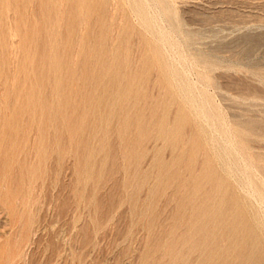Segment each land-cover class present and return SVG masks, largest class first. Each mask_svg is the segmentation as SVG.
Masks as SVG:
<instances>
[{"label": "rangeland", "instance_id": "obj_1", "mask_svg": "<svg viewBox=\"0 0 264 264\" xmlns=\"http://www.w3.org/2000/svg\"><path fill=\"white\" fill-rule=\"evenodd\" d=\"M98 1L0 0V264H217L207 257L215 242H201L208 230L221 233L216 246L235 264L237 225L198 224L192 209L225 197L227 215L251 224L258 202L247 210L200 125L147 61L126 1L105 11ZM151 3L193 66L189 80L207 89L264 181V0Z\"/></svg>", "mask_w": 264, "mask_h": 264}, {"label": "bare ground", "instance_id": "obj_2", "mask_svg": "<svg viewBox=\"0 0 264 264\" xmlns=\"http://www.w3.org/2000/svg\"><path fill=\"white\" fill-rule=\"evenodd\" d=\"M81 5L90 7L95 4V0H82ZM115 1V0H114ZM126 1L132 15L135 18V22L138 23V26L142 28V34L144 43L147 49V54H145L147 61L153 63L155 66H158L160 69L162 77L165 79L166 85L169 86V91L171 94L175 95L178 101L180 102L182 108L187 111L192 117V119L197 122L195 124L200 125L199 131L204 135L205 142L212 150V155L215 156L216 161L219 164L221 171L225 174L226 179L232 178L235 182V187L239 188L240 191L244 193V202L246 203V208L252 209L255 207L254 201L258 202L255 209H259L256 213L252 214V221L246 223L241 217V213L238 212L235 216L227 215V200L222 198V202L217 204H211V199L203 200L200 205L195 206L193 213L197 214L198 222L203 224L205 218L215 219L216 224L222 225L225 229H228L234 225H237V233L234 235L235 240L238 241L240 246L239 251L237 252V260L235 264H259L260 261H264V181L258 179L257 170L249 163V161L244 157L240 148L236 145L234 139V133L231 132L230 127L227 125V121H224V117H220L217 110L211 104L210 96H208L204 88H197L191 78L189 80L188 73H190V61L183 54L179 44L176 41L173 33L170 32V29H167L163 21V13L156 6L152 4L151 0H124ZM36 2V1H35ZM110 0H99L98 4L101 8V11L106 10L107 5ZM112 2V1H111ZM123 2V0H122ZM17 3V2H16ZM47 3V2H46ZM58 3V2H57ZM114 3V2H113ZM112 3V4H113ZM119 3V2H118ZM2 4V3H1ZM18 4V3H17ZM68 4V3H67ZM20 5V4H19ZM29 5V4H28ZM62 5V4H61ZM60 5V6H61ZM117 5V4H116ZM166 5V4H165ZM43 6H45L43 4ZM115 7V6H114ZM160 7V6H159ZM28 8V7H27ZM3 9V8H2ZM7 9V8H6ZM16 9V8H15ZM62 9V8H61ZM79 9V8H78ZM108 10V9H107ZM10 11V10H9ZM62 11V10H61ZM84 11V10H83ZM86 11V10H85ZM88 11V10H87ZM171 11V10H170ZM97 13V11L95 10ZM113 12V11H112ZM172 12V11H171ZM38 13V12H37ZM66 13V12H65ZM84 13V12H83ZM88 13V12H87ZM94 13V12H93ZM102 13V12H101ZM165 13V12H164ZM85 14V13H84ZM82 15V14H81ZM97 15V14H96ZM118 15V14H117ZM130 15V14H129ZM30 16V15H29ZM34 16V15H33ZM90 16H92L90 14ZM98 16V15H97ZM100 16V15H99ZM12 17V16H11ZM36 18V16H34ZM39 17V16H38ZM112 17V16H111ZM128 17V16H127ZM32 18V17H31ZM4 19V18H3ZM15 19V18H14ZM115 19V18H114ZM2 20V19H1ZM13 20V19H11ZM51 20V19H50ZM60 21V19H58ZM93 20V19H92ZM111 20V19H110ZM134 20V19H133ZM33 21V20H32ZM104 21V20H102ZM15 22V20H13ZM38 22V21H37ZM84 22V20H83ZM17 23V22H16ZM50 23V22H49ZM92 23H94L92 21ZM99 23V22H98ZM123 23V22H122ZM38 24V23H37ZM33 25V24H32ZM39 25V24H38ZM123 25V24H122ZM53 26V25H52ZM94 26V25H93ZM113 26V25H112ZM59 27V26H58ZM122 27V26H121ZM93 28V27H92ZM139 28V27H138ZM14 29V28H13ZM98 29V28H97ZM82 30V29H81ZM94 30V29H93ZM99 30V29H98ZM8 31V30H7ZM100 31V30H99ZM121 31V30H120ZM11 32V31H10ZM39 32V31H38ZM110 32V30H109ZM116 32V31H115ZM174 32V31H173ZM111 33V32H110ZM114 33V32H113ZM57 34V33H56ZM77 34V33H76ZM51 35V34H50ZM99 35V34H98ZM18 36V35H17ZM46 37V36H45ZM62 37V36H61ZM6 38V37H4ZM15 38V37H14ZM24 38V37H23ZM56 38V36H55ZM73 38V37H72ZM103 38V37H102ZM122 38V36H121ZM35 39V38H33ZM50 39V38H49ZM57 39V38H56ZM82 40V39H81ZM93 40V39H92ZM120 40V39H119ZM131 40V39H130ZM101 41V40H100ZM125 42V40L123 39ZM132 41V40H131ZM136 41V40H135ZM13 42V40H12ZM76 42V41H75ZM117 41H115L116 43ZM14 43V42H13ZM104 43V42H103ZM106 43V42H105ZM134 43V42H133ZM137 43V42H136ZM16 44V43H15ZM20 44V43H19ZM72 44V43H71ZM117 44V43H116ZM141 44V43H140ZM112 46V45H111ZM67 47V46H66ZM121 47V46H120ZM116 48V47H115ZM126 48V47H125ZM13 49V48H12ZM99 49H103V46H99ZM124 49V48H123ZM51 50V49H50ZM140 51V50H139ZM23 52V51H22ZM21 52V53H22ZM114 52V51H113ZM120 52V51H118ZM16 53V52H15ZM14 53V54H15ZM100 53V51H99ZM126 54V53H125ZM124 54V55H125ZM27 55V54H26ZM25 55V56H26ZM30 55V54H29ZM51 55V54H50ZM49 55V57H50ZM139 55V54H138ZM137 55V58H138ZM37 56V55H35ZM127 56V55H125ZM141 56V55H140ZM29 57V56H27ZM27 57L25 59H27ZM38 57V56H37ZM102 57V56H101ZM129 57V55H128ZM31 58V57H30ZM103 58V57H102ZM136 58V56H135ZM11 59V58H10ZM38 59V58H37ZM134 59V58H133ZM106 60V59H105ZM108 60V59H107ZM106 60V61H107ZM108 69H113L114 64L118 63V60L115 58L110 59ZM109 60V61H110ZM26 61V60H25ZM114 61V62H113ZM138 61V60H137ZM14 63V62H13ZM100 63V62H99ZM134 63V62H133ZM136 63V62H135ZM1 64V63H0ZM26 64V63H25ZM61 64V63H60ZM59 64V65H60ZM150 64V65H151ZM134 65V64H133ZM153 65V66H154ZM192 65V64H191ZM9 66V65H7ZM136 66V65H135ZM10 67V66H9ZM15 67V66H14ZM135 68V67H134ZM50 70V69H49ZM10 71V70H9ZM17 71V70H16ZM114 71V70H113ZM134 72V71H133ZM8 73V72H7ZM53 73V72H51ZM69 73V72H68ZM108 73V72H107ZM11 74V73H10ZM55 74V73H54ZM71 74V73H70ZM72 75V74H71ZM70 77V75H69ZM107 77V76H106ZM125 78V77H124ZM154 78V77H153ZM11 79V78H10ZM15 80V79H14ZM126 85V84H125ZM158 85V84H157ZM197 85V84H196ZM10 86V85H9ZM37 86V85H35ZM38 87V86H37ZM50 87V86H49ZM151 87V85H150ZM41 88V87H39ZM7 89V88H6ZM36 89V88H35ZM150 90V89H149ZM116 91V90H115ZM111 92V91H110ZM109 92V93H110ZM117 92V91H116ZM156 94V93H155ZM162 94V93H161ZM163 95V94H162ZM27 97V96H26ZM136 97V96H135ZM40 99V98H39ZM57 99V98H56ZM168 99V98H167ZM169 100V99H168ZM156 101V100H155ZM154 101V102H155ZM127 102V101H126ZM113 105V104H112ZM111 106V105H110ZM154 106V105H153ZM160 106V104H159ZM216 106V105H215ZM218 106V105H217ZM116 108V107H115ZM142 108V107H141ZM145 108V106L143 107ZM165 108V107H164ZM171 108V107H170ZM176 108V106H175ZM181 108V109H182ZM218 108V107H217ZM139 110V108H138ZM177 110V109H176ZM174 112V111H173ZM186 112V113H187ZM143 114V113H142ZM174 114V113H173ZM183 114V113H182ZM148 115V114H146ZM184 115V114H183ZM84 116V115H83ZM113 116V115H112ZM163 116V115H162ZM167 116V115H165ZM223 116V115H222ZM163 118V117H162ZM172 118V117H171ZM181 119V118H180ZM153 120V119H152ZM226 120V119H225ZM62 121V120H61ZM98 121V120H97ZM119 121V120H118ZM172 121V120H171ZM182 121V120H181ZM193 121V122H194ZM84 122V121H83ZM149 122V121H147ZM150 123V122H149ZM51 124V123H50ZM61 124V123H60ZM151 124H153L151 122ZM156 125V124H155ZM169 125V124H168ZM185 125V124H184ZM65 127V126H64ZM131 127V126H129ZM148 127V126H147ZM146 127V128H147ZM168 127V126H167ZM141 128V127H140ZM153 128V127H152ZM197 128H199L197 126ZM131 129V128H130ZM188 129V128H187ZM144 131V130H142ZM168 131V129H167ZM184 131V128H183ZM118 132V131H117ZM188 132V131H187ZM186 132V133H187ZM241 132V131H240ZM171 133V131H170ZM233 133V134H232ZM151 134V133H150ZM107 135V134H106ZM135 135V134H134ZM188 135V134H187ZM201 135V134H200ZM236 136V135H235ZM114 137V136H113ZM190 137V136H189ZM202 139V137H200ZM241 139V138H240ZM186 141V140H185ZM173 144V143H172ZM240 145V143L238 142ZM160 145V144H159ZM93 146V145H92ZM198 148V147H197ZM126 149V148H125ZM153 149V148H152ZM102 150V149H101ZM161 150V149H160ZM201 150V149H200ZM177 151V150H176ZM202 151V150H201ZM210 151V150H209ZM246 151V150H245ZM158 152V151H157ZM106 153V152H105ZM159 155V153H158ZM248 155V153H247ZM108 157V156H107ZM176 157V156H175ZM45 158V157H44ZM151 158V157H150ZM149 158V160H151ZM180 158V157H179ZM196 158V157H195ZM248 158V157H247ZM250 158V157H249ZM135 159V158H134ZM167 159V158H166ZM197 159V158H196ZM195 159V160H196ZM214 159V158H212ZM156 160V159H155ZM213 161V160H211ZM148 162V161H147ZM201 162V161H200ZM136 163V162H135ZM192 163V162H191ZM155 164V163H154ZM193 164V163H192ZM217 164V165H218ZM197 165V164H196ZM147 166V164H146ZM149 166V165H148ZM205 166V165H204ZM209 166V165H208ZM212 167V166H211ZM145 168V167H144ZM183 168V167H182ZM200 169V168H199ZM182 170V169H181ZM198 170V169H197ZM208 174L210 177H214V173L210 170V167L207 168ZM216 171V170H215ZM220 171V170H219ZM154 171H152L153 173ZM201 172V171H200ZM218 174V173H217ZM69 175V174H68ZM67 175V176H68ZM92 175V174H91ZM178 175V174H177ZM187 176V175H186ZM188 177V176H187ZM260 177V175H259ZM263 178V177H262ZM211 179V178H210ZM125 181V180H124ZM127 181V180H126ZM171 181V180H170ZM225 181V179H224ZM223 179H219V183H224ZM206 182V181H205ZM89 183V182H88ZM127 183V182H126ZM216 183V182H215ZM121 184V183H120ZM138 184V183H137ZM67 185V184H66ZM126 185V184H124ZM177 185V184H176ZM182 185V184H181ZM230 185V184H229ZM174 186V185H173ZM202 186V185H201ZM223 186V185H222ZM228 186V185H227ZM69 187V186H68ZM123 187V186H122ZM109 188V186H108ZM107 188V189H108ZM143 188V186H142ZM149 188V187H148ZM175 188V187H174ZM189 188V187H188ZM221 188V187H220ZM35 189V188H34ZM123 189V188H122ZM203 189V188H202ZM207 189V188H206ZM216 189V188H215ZM97 190V188H96ZM208 190V189H207ZM235 190V189H234ZM157 191V190H156ZM161 191V190H160ZM238 191V189H237ZM153 192V191H152ZM220 192V191H219ZM178 193V192H177ZM207 193V191H206ZM32 194V193H31ZM145 194V193H144ZM143 194V195H144ZM106 195V194H105ZM178 195V194H177ZM216 195V194H215ZM220 195V194H219ZM225 195V193L223 194ZM34 196V195H33ZM84 196V195H83ZM104 196V195H103ZM109 196V195H108ZM153 196V195H152ZM173 196V195H172ZM44 197V196H42ZM125 197V196H124ZM127 197V196H126ZM154 197V196H153ZM37 198V196H36ZM41 198V197H40ZM172 198V197H171ZM183 198H185L183 196ZM217 198V197H216ZM110 199V198H109ZM149 199V198H148ZM224 199V201H223ZM241 199V198H240ZM243 199V198H242ZM99 200V199H98ZM234 200V199H233ZM238 200V199H237ZM37 201V200H36ZM79 201V200H78ZM82 201V200H81ZM101 201V200H100ZM163 201V200H162ZM175 201V200H174ZM42 202V201H41ZM241 202V201H240ZM233 203V202H232ZM237 203V202H236ZM243 203V201H242ZM241 203V204H242ZM28 204V203H27ZM101 205V204H100ZM192 205V204H190ZM212 207H211V206ZM245 205V204H244ZM107 206V205H106ZM157 206H159L157 204ZM141 207V206H140ZM162 207V206H161ZM178 208V207H177ZM238 208V207H237ZM22 209V208H21ZM78 209V208H77ZM86 209V208H85ZM98 209V208H97ZM183 209V208H181ZM3 210V209H2ZM36 210V208H35ZM42 210V208H41ZM164 210V209H163ZM187 210V209H186ZM239 210V209H238ZM167 211V210H166ZM183 211V210H182ZM185 211V210H184ZM247 212V211H246ZM250 212V211H249ZM2 213V212H1ZM67 213V212H66ZM73 213V212H72ZM248 213V212H247ZM79 214V213H78ZM171 214V212H170ZM6 215V214H5ZM156 215V214H155ZM43 217V216H42ZM15 218V217H14ZM30 218V217H29ZM72 218V217H71ZM143 220V219H142ZM39 222V220H37ZM83 223V222H82ZM173 223V222H172ZM41 228V227H40ZM39 228V229H40ZM44 228V227H43ZM73 230V229H72ZM99 230V229H98ZM101 230V229H100ZM173 230V229H172ZM194 230V228H193ZM196 230H198L196 228ZM222 230V229H221ZM229 230V229H228ZM7 231V230H6ZM230 231V230H229ZM19 232V231H18ZM191 232V231H190ZM41 233V232H40ZM141 233V232H140ZM205 237L201 240L202 243H207V240H210L211 243L215 242V245H211L207 249V257L211 260H216V263L226 264L228 261L227 257H222V252L216 246V242H220V232L215 230H208L205 232ZM192 234V233H191ZM195 234V233H194ZM18 235V234H17ZM182 235V234H181ZM34 236V235H33ZM189 239L193 238V235H188ZM26 238V237H25ZM175 238V237H174ZM173 238V239H174ZM166 239V238H165ZM53 240V239H52ZM187 240V239H186ZM197 240V239H196ZM225 242L226 239H224ZM31 242V241H29ZM42 242V241H41ZM48 242V241H47ZM196 242V241H194ZM28 245V244H27ZM35 245V244H34ZM38 245V244H37ZM236 245V246H237ZM200 246V245H199ZM202 246V245H201ZM207 246V245H205ZM46 247V246H45ZM52 247V246H51ZM248 247V259L247 263L243 259V253L241 250H244ZM202 248V247H201ZM26 249V248H25ZM37 249V248H36ZM225 249V248H224ZM59 250V249H58ZM233 250V249H232ZM30 251V250H29ZM224 251V250H223ZM234 251V250H233ZM143 252V251H142ZM170 252V251H169ZM245 252V251H243ZM140 253V252H139ZM155 253V252H154ZM23 254V253H22ZM79 255V254H78ZM169 255V253H168ZM33 259V258H31ZM163 259V258H162ZM223 260V261H217ZM150 262V261H149ZM153 263V262H152ZM196 263V262H195ZM176 264V263H175Z\"/></svg>", "mask_w": 264, "mask_h": 264}]
</instances>
